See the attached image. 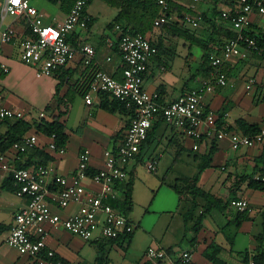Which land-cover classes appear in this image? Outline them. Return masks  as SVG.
Segmentation results:
<instances>
[{"label":"crops","instance_id":"1","mask_svg":"<svg viewBox=\"0 0 264 264\" xmlns=\"http://www.w3.org/2000/svg\"><path fill=\"white\" fill-rule=\"evenodd\" d=\"M172 1L177 5L191 8L196 13H205L197 10L193 4H184L182 0ZM232 2L234 0H223L220 5H215L217 7H214L212 14L206 13L212 20L215 11H225ZM4 5L5 1L0 0V32L11 28L16 32L17 40L27 36L23 19L10 16L3 17ZM33 5L44 15L45 22L49 25L59 26L68 14L61 9V2L56 0H34ZM86 12L91 19L88 29L76 30L69 34L70 44L78 50L84 45L92 46L96 50V56L92 62L96 69L104 71L112 77L124 78L122 71L125 64L118 47L120 30L116 27H109L118 16L119 11L109 7L101 0H93ZM170 21L171 23H180V26L184 25L176 13L172 15ZM212 21L224 28L231 27L230 24L220 22L218 18ZM187 24L189 23L186 22L184 27ZM202 24L204 25V32H199V34L195 32L196 37L205 38L211 33H216L212 24H205L202 21L195 28ZM252 28L253 30L264 28V19L254 16ZM148 38L153 43L163 46L159 54L149 64L144 87L150 93L158 94L162 104H170L191 90L211 84L202 62L205 54L204 49L162 29H156L148 35ZM16 41L3 43L0 35V64L10 69L9 74H0V105L25 113V121L34 125L33 129L25 135L38 136L40 152L37 155L36 152H32L24 156L9 149L6 152L0 150V154L6 153L10 157L15 156L17 166L29 164L34 167L38 163H42L43 166L53 170L57 175H72L78 168L80 154L88 151L91 154V172L103 169L104 153L117 151L126 136L132 116L129 113H109L103 110L100 106V96L94 98L92 105H87L85 97L82 95H76L72 102H69V94L73 92L83 71L87 68L81 53L77 54L72 63L54 75L38 78L36 75L37 68L27 65L21 60V49ZM241 52H243L242 49ZM240 53L236 54L227 64L230 72L228 86L222 88L214 84V92L206 95L204 100L207 110L215 112L217 118L223 117L222 128L231 129L229 132L241 131L237 125L241 119L248 124H260L264 121V116L258 118L244 110V106L248 104L244 95L249 91L247 87L250 81H255L251 89L255 87L257 91L261 90V95L264 98V58L262 56V60H260L258 56L250 53L248 58L242 59ZM250 67L256 69L252 76L247 75V70ZM65 76L67 77L65 78ZM240 81L248 82V85L244 89L245 93L243 92L238 96ZM59 84H61V88L58 96L57 87ZM59 99L63 100L60 101ZM257 100L258 98H253L250 104L258 102ZM261 100L262 98L260 102ZM47 108H50L49 118L57 116L59 112L66 113L61 119L65 124L68 136L66 152L63 155L51 151L49 149L50 138L37 133L35 129V125L40 123L36 110L46 113ZM161 120L159 118L155 123ZM16 122L9 121L0 127V139L6 138ZM212 145L216 148V154L211 168L204 172L199 187L224 201L229 199L232 191H237L238 197L248 200L251 205L252 211L248 220L238 223L239 212L235 209L236 212L233 213L235 210L231 206L225 212L214 210L208 214L202 222L201 230L197 232L194 227L203 212V203L195 208L193 215L187 217V212L192 205L190 202H182L181 197L174 191L173 187L178 184L176 181L173 186L168 187L173 189H171L172 194L170 193V202L173 206L168 211L174 214V218L179 215L187 226H191L192 238L188 240L184 249L177 243L165 245L159 241L155 233H148L144 230L136 233L138 228L135 229L132 237L123 236L116 241H111L97 234V239L90 242L84 241L61 228L50 229V234L47 237L48 249L53 250L57 257L67 264H115L113 251H118L121 247L130 250L136 244L140 245L141 234H146L148 239L143 246V254L142 256L138 255L133 264L145 263V255L150 247L168 252L189 251L192 254L193 264H215L210 260V257H215L223 264H245L241 254L247 252L252 255L256 254L261 246L260 239H263L264 245V192L249 187L248 182L243 183L241 181L244 176H253L256 159L261 154L260 147L234 151L228 139L218 141L203 137L201 140H196L167 123L161 122L142 152L140 151L138 157L128 165L127 172L132 178L136 177L137 166L143 161L145 152H148L151 161L157 162V171L163 154L168 153L178 157L174 163L177 165L185 153L189 151L194 153V162L198 163L199 168ZM215 168H220L222 172L226 173V177L214 179ZM9 180L12 181L11 176L0 170V264H35L30 257L19 254L6 243L16 215L28 204L27 198L19 197L16 194L17 188L15 185L11 186ZM51 180L50 178V184ZM165 183L164 185H166ZM126 184L117 187L118 199L123 197ZM89 186L92 187L90 183ZM132 198L136 199L134 185ZM78 209V205H72L61 211V214L66 217ZM130 220L134 223L133 219L130 218ZM140 226L139 222L137 227L140 228ZM89 244L96 248L97 256L94 262L83 257L85 248Z\"/></svg>","mask_w":264,"mask_h":264},{"label":"built area","instance_id":"2","mask_svg":"<svg viewBox=\"0 0 264 264\" xmlns=\"http://www.w3.org/2000/svg\"><path fill=\"white\" fill-rule=\"evenodd\" d=\"M4 1L3 17L26 19L31 33L17 40L16 32L8 28L0 32L2 42L14 43L17 40L21 60L37 68L38 78L54 75L72 63L78 53L83 55L84 65L89 66L93 62L96 50L92 46L84 45L78 50L68 40V35L72 32L88 29L91 19L86 10L91 0H77L59 26L46 24L44 15L33 5L34 0ZM159 4L164 12L167 11V0H159ZM254 16L264 19V0H234L233 7L222 12V18L238 36L225 44L220 55L212 53L209 56L211 67L215 69V85L222 88L228 86L229 78L223 68L241 49L242 59L248 58L253 51H262L255 39L244 35L252 28ZM171 17L163 13L156 20L155 28H160ZM184 20L194 27L199 24V20L190 15H185ZM116 28L120 30L119 26ZM261 30L264 32V28ZM118 47L125 64L123 81L99 71L85 96L87 105H92L96 96L108 94L133 111L126 136L117 151L104 153L103 169L95 174L90 173L91 154L88 151L80 154L78 168L72 175H57L43 165L19 168L15 163V156L0 154V170L11 176L17 188L16 194L28 199L26 207L15 217L6 243L19 254L30 257L35 264H66L53 250L48 249L50 229H64L87 242L96 240L97 234L104 239L116 240L135 232L133 223L115 209L111 201L118 199L117 187L126 183L128 165L139 155L159 118L196 140L203 137L218 141L228 139L234 151L264 144V122L259 132L252 135H245L242 131L229 132L217 127L215 112L207 110L204 105L205 96L214 92L213 84L191 90L167 105L160 102L158 94L147 91L144 87L145 76L150 62L158 54V48L148 37L123 35L119 38ZM9 73L10 69L0 64V74ZM254 83L255 81H250L247 89L250 90ZM46 116L45 112H40L37 118L41 120ZM24 118L23 111L0 105V127L9 121ZM38 147L37 135H25L13 144L12 151L25 155ZM49 149L62 155L66 152L65 148L57 147L54 135L50 137ZM147 168L150 172H156L157 162L151 161ZM254 180L264 182V177L256 175ZM72 205H78L79 209L63 217L61 211ZM231 206L240 213L252 211L246 199L233 200ZM145 259L151 264H193L189 251L168 252L156 247L147 250Z\"/></svg>","mask_w":264,"mask_h":264},{"label":"trees","instance_id":"3","mask_svg":"<svg viewBox=\"0 0 264 264\" xmlns=\"http://www.w3.org/2000/svg\"><path fill=\"white\" fill-rule=\"evenodd\" d=\"M51 1H55V0H51ZM56 1L61 2V9L69 13L77 0H56ZM92 1L93 0H91V2ZM101 1H103L109 7L117 9L119 11L118 16L113 21L111 26H109L110 28H114L117 26L120 27L119 38L123 35L148 37V35L152 34L156 30L155 22L162 16L163 13H166L169 18L176 13L178 15L179 20L182 21V24L184 23V25L186 23L184 20L185 15H190L198 19L199 22L202 21L205 24H209V23L212 24L214 32L216 33H211L210 35H208V37L205 38L196 37L195 32H191L185 29L184 25L181 26L179 25L180 23H171L170 20L158 29L169 31L173 34V36L183 38L189 41L191 44L197 45L198 47L204 49L205 54L203 56L202 62L204 65L205 73L207 77L211 80V84L213 85L215 84V79L213 77L215 69L211 67L209 56L212 53L220 55L222 53V49L225 46V44L229 40L235 39L238 36V33L232 27L224 28L222 26H218L216 22L212 21L218 18L220 22H225L224 19L222 18V12L215 11L213 15L214 17L211 20V17L209 16L208 13H201V14L196 13L193 9L186 8L181 5H177L172 0H167L168 9L165 12L163 11L162 6L159 4V0H101ZM230 6L233 7V2L231 3ZM23 21L25 22V27L27 30L26 35H30L31 33L30 24L27 22L26 19H23ZM122 22H125L124 26L122 25ZM244 35L246 37L255 39L258 47L262 50L260 53L254 51L252 53L264 57V32L261 29L253 30V28H251L250 31L245 32ZM153 44L158 48V54H159L163 45L155 44V43ZM223 71H225L228 76L230 75L229 67L227 66L224 67ZM98 72L99 70L96 69L93 63L87 66V68L83 71L81 78L78 80L76 86L74 87L73 92L69 94L68 96L69 102H72V100L76 95H82L84 97L86 96ZM66 77L67 76H65V78ZM114 78L120 82L123 81L122 77H118V78L114 77ZM263 87H264V83H263ZM60 88H61V84H59L57 87L58 96H59ZM59 100L62 101L63 99L62 100L59 99ZM100 100H101V105H100L101 108L109 113H117V112L129 113L131 116H133V111L128 109L125 103L110 97V95L108 94H104V93L100 94ZM48 112H50V108H47L46 110L47 116L44 119H41L38 125H35V129L37 133H41L42 135L49 138L54 135L55 143L57 147L65 148L68 142V136L66 134L65 124L64 122L61 121V119L63 118V116L66 115V113L59 112L57 116H53L49 118ZM222 118H223L222 116L217 118V127L219 129L223 127V124H221ZM25 120L26 119L24 118L22 120L17 121L12 126L6 138L0 139V150L2 152H6L9 149H12V146L15 142L20 141L27 132L33 129L34 125L33 124L31 125ZM161 122H165V121L162 119L161 121H158L153 125L152 130L149 132L147 141L141 147V152L144 146L146 145V143H148V141L150 140L151 136L154 134V132H156L158 128V124H160ZM263 122L264 121H262L260 124H248L245 120L241 119L237 122V125L245 135H252L254 133L259 132V129ZM228 131H231V129H228ZM258 147L261 148V154L256 159V167L253 176H244L241 178L242 179L241 181L243 183L248 182L249 187L264 192V182L254 180V177L256 175H259L260 177H264V144L258 145ZM32 152H36L37 155L38 152L40 151L38 148H36L35 150H32L25 155H28L29 153ZM215 154H216V148L215 146L212 145V147L209 150V153L203 158V163L198 168L197 174L193 177L180 178L179 180H177L178 184L173 187L174 191L181 197L182 202H187V203L190 202L192 205V207L187 212V217L188 215L189 216L193 215L195 208L199 206L200 203H203L202 205L203 212L200 215L194 227L197 232L201 230L202 222L208 214H210L214 210L225 212L231 207V202L233 200L240 199V197H238L237 191H232L229 199L224 201L222 198H218L215 195L207 193L199 187V183L202 179L204 172L207 169L211 168ZM176 161L177 160H175V163ZM40 165H44V164L38 163L34 167ZM18 167L26 168V169L32 168L29 164L23 166L21 165ZM90 173L95 174L96 172H91L90 170ZM126 183L127 184L123 190L124 200L122 201L121 198H119L117 200L111 201V205L119 211L125 210L126 212H131L133 207V203H132L133 182L126 181ZM9 184L13 186L14 185L13 180L12 181L9 180ZM249 217H250L249 212H245V213L239 212L237 217V222L241 223L242 221L248 220ZM131 235H129V237H132ZM116 240H111V241H116ZM260 240H261L260 241L261 246L259 250H257L256 254L252 255L249 252L245 254H241V256L244 258L245 264H264V247H263L264 245L262 241L263 239ZM210 260L213 261L215 264H223L215 257H210ZM142 264H151V263L146 260V262Z\"/></svg>","mask_w":264,"mask_h":264},{"label":"rangeland","instance_id":"4","mask_svg":"<svg viewBox=\"0 0 264 264\" xmlns=\"http://www.w3.org/2000/svg\"><path fill=\"white\" fill-rule=\"evenodd\" d=\"M182 1L187 5H195L197 10L201 12L211 13L214 7H217L215 5H220V2L223 0ZM122 25L124 26L125 22H122ZM185 29L199 34V32H204V25L202 24L200 27L195 28L191 24H187ZM255 56H258V58L262 60V56ZM254 68L255 67H250L249 70H247L248 76H252L255 73L256 69ZM247 85L248 82H239L238 96H240L243 92L245 93L244 89ZM260 91L261 90L257 91V88L254 87L253 89L247 91L245 95L243 94L245 99L248 101L247 106H244V110L258 118L264 116V98L262 97ZM253 98H258V102L250 104V101H252ZM261 98L262 100L260 102ZM36 112L37 115H39L40 111L36 110ZM142 160L141 164L137 166L136 177L132 178V176L128 174L127 178V182H133L137 199L134 200L133 198V211L126 212L125 210H122L120 212L126 216L128 220H130V218L133 219L135 229L138 228L136 233L143 230L148 233H155L158 236L159 241L163 242L165 245L177 243L184 249L187 246L188 240L192 238V232L190 231L191 226H187L183 218L179 215L174 218V214L168 211L173 206L170 202V193L173 189L171 188V190L168 187L173 186L177 179L181 177H193L197 174L199 165L194 162V153L192 151L185 153L182 160L177 165L174 164L175 160H177L175 155L173 156L168 153L163 154V158L159 161V169L155 173L150 172L147 169L148 164L151 162L148 152H145ZM213 175L214 179L217 177L224 179L226 177V173L222 172L220 168H215V173ZM164 182H166L165 184L168 186L164 185ZM121 200L123 201L124 198L122 197ZM235 212L236 210L233 211V213ZM130 221L132 222V220ZM139 222L141 225L140 228L137 227L139 226ZM185 236L186 239L184 240ZM147 239L148 236L146 234H141L140 245L136 244L130 250H127L126 247H121L120 250L113 251L112 255L114 257L115 264H123L124 261V264H133L137 260L138 255L142 256L143 246ZM85 249L83 257L88 261L91 260V262H94L97 256L95 246L89 244Z\"/></svg>","mask_w":264,"mask_h":264}]
</instances>
